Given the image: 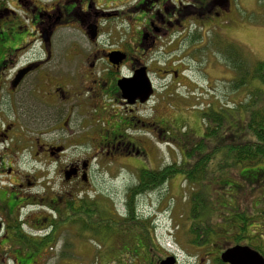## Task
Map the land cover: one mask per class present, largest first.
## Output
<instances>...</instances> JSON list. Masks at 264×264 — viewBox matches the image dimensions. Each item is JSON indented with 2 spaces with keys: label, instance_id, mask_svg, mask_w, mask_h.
Here are the masks:
<instances>
[{
  "label": "flooded vegetation",
  "instance_id": "flooded-vegetation-1",
  "mask_svg": "<svg viewBox=\"0 0 264 264\" xmlns=\"http://www.w3.org/2000/svg\"><path fill=\"white\" fill-rule=\"evenodd\" d=\"M242 8L239 0H0V180L5 184L0 186V264H26L13 258L14 253L29 249L23 241L53 233V226L48 224L63 212L54 209L56 205L63 207L69 202L66 199L75 201L89 192L84 188L90 181V159L62 167L60 174L66 186L55 194L39 182L42 180L38 175L32 176L36 173L29 176L22 174L20 167L14 168L17 157L60 156L65 144L47 145L40 140L47 137L60 142L61 137L54 138L50 133L70 134L67 128L74 110L85 114L86 121L77 119L78 126L93 131L92 137L86 138L93 148L87 156H127L123 151L134 143L125 135L132 130L134 121H139L135 113L150 101L143 103L135 98L129 102L122 97L119 84L143 69L152 85L154 78L179 85L176 81L181 80L183 71L173 67L184 64L183 60L197 48H193L194 44L200 48L211 46L209 33L230 30L240 21ZM66 30L77 33L66 37ZM199 35L201 40H191ZM175 44L184 49L177 60L151 55L152 51ZM54 49L61 51L60 57H56ZM64 58L75 59L69 67L74 70L72 78L63 68ZM57 60L61 68L56 66ZM166 90L161 91L162 95ZM104 100L120 107L116 117ZM55 106L58 110L65 106L62 108L66 116L59 121L60 126L49 130V134L32 135L28 131L32 127L44 128L58 122ZM103 120L113 128L121 127L123 133L101 130ZM82 135L80 132L73 140ZM17 143L24 146L23 150L16 151ZM133 148L131 145L128 152ZM67 171L70 178L66 181ZM57 198L59 202H55ZM237 237L227 245H213L218 251L207 259L187 258V264L244 263L235 257L230 258L231 262L222 260L221 255L236 246L248 247L264 259V245L252 247L244 233ZM3 255L8 259H2ZM175 259L176 264H181L179 258Z\"/></svg>",
  "mask_w": 264,
  "mask_h": 264
},
{
  "label": "rangeland",
  "instance_id": "rangeland-1",
  "mask_svg": "<svg viewBox=\"0 0 264 264\" xmlns=\"http://www.w3.org/2000/svg\"><path fill=\"white\" fill-rule=\"evenodd\" d=\"M239 1L243 7L242 13L239 14L240 21L231 26L230 30L220 29L219 33L216 30L213 31V34L209 33V36L214 38V34L217 33L222 39L225 38L221 43V50L226 55L231 53L230 47L225 43L231 41L237 47V55L244 59L245 65L250 66L256 62H264V13L262 8H260L261 12L260 10L259 13L257 12L259 7L256 6V0H249L248 4L246 1L245 3L243 0ZM75 33H77L75 30L65 31L66 37L74 36ZM212 44L213 46L216 45L214 41ZM80 45L88 49L87 45ZM211 46L200 48L199 44H194L193 48L199 49H193L190 57L183 60L184 64H177L173 67L178 72L183 71L181 80L176 81V83L182 85L184 89L175 85L173 81L170 83L169 79L159 81L154 78L153 88L157 92L154 94L153 89L150 102L135 113L139 121H134L132 130H129L125 135L134 143L128 144L126 150L123 151L127 152V156H120L119 154H114L111 157L98 156L99 154L87 156L93 153V148L87 144L86 138L92 137L93 131L92 128L86 127L84 129L78 126L80 120L77 119H85V114L76 113L77 111L74 110L71 113L67 128L70 134L62 131L51 132L50 136L61 137L60 142L57 139L56 142H53L47 137H41L40 140L41 143L47 145L58 143L57 145L61 146L65 144L66 149L60 156H21L20 158L17 157L18 161L14 167H20L22 174L29 176L36 173L32 176L38 175L39 179L42 180L39 182L48 189L52 188L53 192L57 194V191L66 186H63V176L60 174V169L71 162L81 163L85 159H90V181L85 186V189L89 191L88 194L97 202H102L103 206L106 204L109 214L104 211L105 216L113 217L118 223L122 222L120 216H124L125 203L131 196L135 208L138 209L135 217L146 220L148 224V236L153 240V248L150 249V254L143 252L142 248V250L137 251V253L142 252L141 254L136 257L132 255L130 252L133 251L132 243L138 239L136 233L126 235L113 228L107 229L100 226V235L99 233L95 235L91 231L81 230L79 225H75L76 228L72 229L71 226H62L60 227L61 234L59 232L61 237L56 245L52 246L48 255H38L32 264H55L56 262L63 264H147L151 257L155 261L157 258L163 260L167 256H174L179 258L181 264H187V258L190 260L194 258L207 259V256L218 251L215 250V245H220L221 242H225L224 245L228 244L231 238L223 235L217 236V233L210 236V242L208 241L201 246H194L186 242L190 238L186 232H189L191 224L188 223L190 211L188 198L192 192V186H189L182 176L173 177L153 191L139 193L133 188L138 184L136 173L139 170H160L168 165L171 167L172 165L189 166L204 156H218V160L222 156H227L221 150H218L214 155L198 150L189 155L192 157H187L194 144L198 146L199 142H202L210 152L219 140L215 142L212 137L207 135L205 137L204 128L208 122L202 119V111L206 112L209 107L214 110L218 108L228 109L229 107L236 109L244 105L249 99L247 97L249 94L245 91L246 88L244 91L234 92L230 89V83L228 87L226 80H229L230 77L234 79V72L227 68L223 60L218 61L216 50ZM182 47V45L175 44L174 46L159 48L152 51L151 55L173 57V60H177L180 52L184 50ZM54 52L57 58L60 57L61 51L54 49ZM65 57L67 58L66 55ZM192 57L194 59H191ZM63 60V68L70 72L67 74L72 78L74 70L69 67L75 59L68 61L64 58ZM59 63L60 61L57 60L56 66L61 68ZM152 68L154 69V66ZM250 85L254 87V81L248 83L247 89ZM164 88H167L164 92L166 94L162 95L161 91ZM257 88L263 92L262 101L264 102V84L257 83ZM104 103L112 111V116L116 117L120 107L111 101L108 103L107 100H104ZM62 107L60 106L59 110L57 106L54 107L55 113L60 117L58 122L55 121L44 128L32 127L28 131L36 136L39 133L49 134L47 132L60 126L59 121L66 116ZM222 116L225 123L223 129L229 125L233 126L234 129V122L231 121L230 123L229 120L237 114L229 112L223 113ZM240 123H242V132H236L235 136L243 142L252 140L249 139L250 133L245 128L246 120L244 119ZM101 127L104 128L103 122ZM80 132H83L82 137L85 139L81 137L78 138L79 140H73V137L77 138ZM218 134H221V131ZM66 136L71 138L68 139ZM232 136V134L229 135L228 131V135L225 137L228 141ZM202 137L204 140L200 139ZM221 138L223 139L224 135ZM131 145L134 148L128 152ZM23 148L21 143H17L16 151L17 149L23 150ZM60 151L59 147L58 152ZM225 160L224 165H227L228 173H225L226 176L222 178H220L217 163L215 164L214 160L211 164L210 162L207 164L206 174L214 177V179L220 178L213 182L214 184L218 183L216 191L210 190V186H207L202 195V197L205 195L209 200V203H206L208 206L206 211L215 217L213 230L219 231L220 223L224 218H228L224 221L223 227V230L227 231V233L224 232L226 235L238 232L241 234L240 227L244 225L246 228L244 235L250 240L248 243L252 247L259 245L262 248L264 245V161L255 166H239L238 170L231 171L227 158ZM48 163L50 164L48 165ZM238 171L243 176H247L246 180L240 182ZM253 174H256L255 179L257 180L254 187L249 185ZM1 184L5 185L0 180V186H2ZM129 188L130 190L133 188V190L127 195ZM193 189L197 192L199 187L194 186ZM4 206L8 207L9 204H4ZM104 218L107 219V217ZM165 233L166 236H164ZM66 243L68 244L66 245ZM68 246L69 249L65 248ZM139 246L142 244L139 243ZM5 258L7 257L3 255L2 259L5 260Z\"/></svg>",
  "mask_w": 264,
  "mask_h": 264
},
{
  "label": "trees",
  "instance_id": "trees-1",
  "mask_svg": "<svg viewBox=\"0 0 264 264\" xmlns=\"http://www.w3.org/2000/svg\"><path fill=\"white\" fill-rule=\"evenodd\" d=\"M257 6L262 8L264 13V0H257ZM262 6V7H260ZM219 33V32H218ZM201 40V35L191 40ZM225 39V38H224ZM217 33L214 34V38L208 37V41L211 40L215 42V46L213 48L216 50V55L218 56V61L223 60L228 69L232 70L235 78L232 79L230 77L227 81L228 87L230 83V89L234 92L244 91L246 88V92L249 94V99L245 102L244 105H241L239 108H218L216 110L211 107L208 108L206 112H201L202 119L208 122V125L205 126V137L206 135L212 137L215 142H217L214 149L210 152L207 150V146L203 145L202 142H199L198 146L194 144L192 146L190 152H188L187 157L192 154V152L200 151L203 153H209V155H214L218 150L227 154V156H222L221 159L218 160V156H204L199 160L195 161L194 164L189 166L184 165H168L163 167L160 170H139L137 174V186H134V190L142 193L145 191H153L161 187L163 184L168 182L173 177L180 175L184 178V180L191 187V193L189 194L188 201L190 203V211H189V232L186 234L190 235L189 240L186 242L191 243L194 246H201L202 244L210 242V236L217 233L218 235L227 236L229 238L237 237L238 233H233L231 235H226V230H223L224 221L228 218H224V220L218 226L219 231H214L213 228L215 226V217L209 215L210 212L206 211L208 207L206 203H209V200L204 195V191L207 189V186H210V190L216 191L218 187V183H213L216 179L217 181L226 176L225 173L227 171V165H224L227 158L228 164L230 165L231 171L238 170L239 166L250 167L261 164L264 161V102L262 101L263 92L257 88L258 84H264V62H256L250 66L245 65L244 59H241L239 55H237V47L231 43H225L230 47L229 55L222 53L221 43L224 41ZM223 45V44H222ZM211 46V47H212ZM250 81H254L255 86L250 85L248 87V83ZM234 112L237 116L230 118L231 121L234 122L235 126L229 125V127H224L225 123L223 122V113ZM243 113V114H242ZM242 115V118H240ZM246 120L245 128L250 133L249 141H241L238 137L235 136V133L238 131L242 132V123L243 120ZM114 125L115 123L111 121ZM104 128H100L101 130H111L115 135H119L123 133L121 127L118 128L115 125L113 128L112 124L107 123V121L103 120ZM102 124V123H101ZM215 125V128H213ZM221 134H218L220 133ZM233 135L230 140L227 141L226 137L228 135ZM224 135V138L221 137ZM226 136V137H225ZM204 140V137L200 138ZM111 157V156H105ZM223 159V160H222ZM215 161V164L218 169V173L220 178L211 177L206 174L207 164L212 161ZM218 161V162H217ZM225 166V167H224ZM233 169V170H232ZM239 172V171H238ZM257 174V173H256ZM256 174H253V177L250 182V186L254 187L257 184V180L255 179ZM238 178L240 182L246 180L247 176H243L242 173H238ZM199 187L198 191L195 192L193 187ZM133 188L127 191V195L129 192L133 190ZM85 189V188H84ZM223 189V187H222ZM132 195V194H131ZM68 204H65L63 207L56 205L53 208L60 209L63 212H59L55 215V217L49 222V226H53V233H48L46 236H40L36 240L32 238L25 239L23 241L24 247L28 246V250L20 253L19 251L13 254L14 260L16 262H26V264H32L34 259L38 255H48V251L51 250L52 246H55L57 241L60 239L59 232L61 230L60 227L66 226L72 228H76L75 225H79L81 230L91 231L92 234L97 235L100 231V226L104 228H113L115 230L120 231V233H125L126 235H133V233L138 235L137 241H134L132 255L136 257L138 254L142 252H138L142 250L143 252L150 254V249L153 248L152 241L148 234L149 229H147L146 220H141L136 218L138 209L135 208L133 204V198L131 196L128 197L125 207L126 211L124 216L121 217L120 223L116 221L113 217L105 216V212L107 211L109 214V210L107 206H103L102 202H97L95 199H92L87 192L83 193V197L79 199L70 200L66 199ZM55 202H59L57 198ZM120 215V214H119ZM104 217H107L105 219ZM183 217V216H181ZM95 225V226H93ZM242 230L241 233L246 231L244 225L240 227ZM61 234V232H60ZM100 235V233H99ZM102 236V235H101ZM107 237V236H105ZM139 243L142 246H139ZM68 243H66L67 245ZM69 249L70 247H65ZM135 250V253H134ZM151 256V255H150ZM112 258H114L112 256ZM159 258L154 261V258H150V261L147 264H157ZM55 264H63L60 262H56Z\"/></svg>",
  "mask_w": 264,
  "mask_h": 264
},
{
  "label": "water",
  "instance_id": "water-1",
  "mask_svg": "<svg viewBox=\"0 0 264 264\" xmlns=\"http://www.w3.org/2000/svg\"><path fill=\"white\" fill-rule=\"evenodd\" d=\"M122 91V97L131 102L133 99L138 98L140 102H145L152 95V86L148 77H146L144 70L137 71L134 78L129 81L119 84ZM65 179L70 178V172H65ZM223 261H230V258L242 259L244 263L236 262L237 264H264L263 258L255 251L248 247L236 246L226 250L222 255ZM231 262V261H230ZM159 264H175L172 257H167L159 262Z\"/></svg>",
  "mask_w": 264,
  "mask_h": 264
}]
</instances>
